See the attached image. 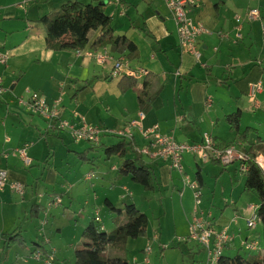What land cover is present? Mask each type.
Returning <instances> with one entry per match:
<instances>
[{"label": "crops", "instance_id": "obj_1", "mask_svg": "<svg viewBox=\"0 0 264 264\" xmlns=\"http://www.w3.org/2000/svg\"><path fill=\"white\" fill-rule=\"evenodd\" d=\"M74 1L76 0H0V49L10 55L8 66H0L5 89L0 94V152L9 154L7 160L0 161V168L7 170L12 181L26 184L24 195H17L9 189L0 192V250H3L2 235L17 232L18 225L22 227L23 214L27 215L24 217L29 230H33L37 227V222L38 225L41 223L39 212L47 210L50 202L59 196L63 204L64 194H70L72 205L73 194H78L83 199L84 204L78 206L84 208L81 215L83 212L88 213L85 217L87 226L96 223L95 219L99 216L101 222L98 225L106 233H111L118 225L126 222L124 211L119 217L115 216L105 202L108 200L123 210L118 206V199H125V192L132 190L136 184L124 179L121 182L123 193L119 196L115 183L108 181L102 172L99 176L93 167V150L117 144L118 142H111L113 136L102 138L100 144L95 146L76 142L67 131H52L49 123L33 113L27 105L31 93H38L49 103L62 99L60 117L63 119L72 120V114L78 112L88 122L114 131L126 129L129 122L140 119L142 110L138 94L132 90L123 94L119 88L122 78L112 76L116 60L125 56L112 53L109 46L93 50L91 44L78 52H55L47 49L46 34L39 20ZM80 1L89 3L91 0ZM142 1L145 5L153 2ZM103 3L119 8L120 17L124 12L127 16L130 13L133 16L137 12L138 18L131 16L126 21L122 20L120 27L115 12L107 13L113 17L115 34L126 35L138 45L137 60L129 61L125 57L132 69H147L164 88L153 102L150 112L145 113L142 121L144 128L158 125L162 134L172 135L178 142L188 144L201 143L203 136L209 134L222 148L240 145L243 150L257 144L260 139L264 141V129L245 122L246 114L256 111L253 110L249 97L253 85L262 83L257 100L264 104V52L253 54L259 34L264 36V0H202L196 17L212 34L200 39L202 58L199 62L193 55L182 52L179 43H176V49L172 46L171 40L175 33L176 39L178 38L176 23L164 2L167 17L160 11L154 14L145 6L143 8L146 13H140L141 4L133 1L104 0ZM254 8L261 11L263 21L248 20V13ZM170 22L172 23L169 24ZM157 54H164V58ZM168 73H173L172 82ZM85 85L87 87L79 92L78 89ZM209 100L211 104H208ZM237 111L242 114L240 133L247 128L253 129L246 144L239 140L226 122V117ZM135 133L142 146L144 143L138 131ZM24 147H27V153L33 161L29 167H34L31 171L22 168L17 155V150ZM130 158H133V154ZM113 159L115 158H109L107 162ZM143 159L146 164L153 166L160 179L158 190L148 193H161L163 187L170 191L164 211H159L154 216L159 219L158 225L154 227L152 216L143 212L136 200L129 202L134 203L149 220L147 236L139 238L145 242L140 251L147 257L152 253L153 244L163 252L171 247L175 248V245L184 244L181 239L189 234L196 204L194 191L182 184L181 177L171 169L169 163H154L147 157ZM118 160L112 167L117 172L120 165ZM43 164L45 165L41 166ZM76 166L78 169H74ZM76 170H83L82 176L94 173L95 178L88 181L90 184L87 187L75 181L65 186L67 171ZM197 171L202 172L199 165ZM119 178L115 177L120 182ZM128 194L132 196V192ZM252 205L254 204L249 206V216L246 209L241 211L247 217V229L246 226H240V216H233L231 211L226 210L215 217L208 207H201L206 214H212L216 229H227L234 237L223 252L225 257L232 258L237 254L249 259L256 255L264 256V230L259 229V225L255 229L248 227ZM26 208H31V218H36L35 220H28ZM29 230L24 229L26 235H29ZM41 233L38 229L37 235ZM82 233L72 243L73 252L81 241L78 242V239L82 238ZM121 239L108 248L109 253H118L117 244ZM251 242L258 246L255 252L245 248V243ZM35 243L39 245L42 242ZM57 249L52 240L49 245H45V250L53 261L68 264L67 258L58 256L63 252L62 248ZM73 252L69 255L70 264H75ZM187 252L201 256L204 250L196 243L189 242L185 244L182 255ZM206 255L204 261L208 264ZM23 262L27 260L24 259Z\"/></svg>", "mask_w": 264, "mask_h": 264}, {"label": "rangeland", "instance_id": "obj_2", "mask_svg": "<svg viewBox=\"0 0 264 264\" xmlns=\"http://www.w3.org/2000/svg\"><path fill=\"white\" fill-rule=\"evenodd\" d=\"M127 1H133L141 4V8L139 10L140 13H146L143 6L148 7L149 10L152 11V13L157 14L159 11L162 13L164 17H167V12L165 10V5L161 0H153L150 4H146L142 0H127ZM105 11L106 13H112L115 12L117 17V22H119V27L121 26L120 23L122 20L129 19L132 15L130 13V16L126 15V13H123V16L120 17V9H116L115 7H111L110 4H105ZM121 8V7H120ZM126 11V10H125ZM107 13V14H108ZM133 18H138L137 12L132 16ZM141 17V15H140ZM170 22L169 24H171ZM178 37V36H177ZM258 42L256 48L253 50V54L256 55L259 53L264 52V36L260 33L258 36ZM178 39V38H177ZM176 39V33L175 37L172 38L171 44L176 49V43H179V40L177 42ZM264 54V53H263ZM161 58H164V54H157ZM264 57V56H263ZM258 62V61H257ZM262 62V61H259ZM259 68L260 65L256 64ZM155 70V68H153ZM262 69V68H261ZM169 78H173V73H168ZM144 76L139 75L137 77V81L139 83L143 82ZM263 85H264V78ZM172 82V79H171ZM251 100V99H250ZM253 108V107H252ZM254 110V109H253ZM8 112V111H7ZM247 124H256L258 128L264 129V107L257 109L256 111L248 112L246 114V121ZM128 125V124H127ZM127 127V126H126ZM124 130V129H120ZM206 135V134H205ZM204 135V136H205ZM203 136V137H204ZM55 139V138H52ZM111 142H119L118 137H111ZM18 151V150H17ZM94 161L95 166L94 169H96L99 173V176L102 172L105 178L110 181L114 182L117 186V193L120 196L122 192V181L124 179H127L128 183H133L130 178L121 176L117 171L112 170V167L114 166L116 160H118V157H112L115 158L112 161L107 162V158H105V149L104 147L96 148L93 150ZM132 151H130L129 155ZM52 153V152H51ZM18 155V153H17ZM19 157V155H18ZM20 159V157H19ZM21 160V159H20ZM120 161V160H118ZM22 162V160H21ZM22 168L27 169L29 171L33 170L32 168H25L26 166L21 163ZM45 163V162H44ZM121 163V161H120ZM184 171L187 174V176L190 177L191 180L196 179V173H197V166L199 165L202 168V177L204 180V187H203V193H202V208L208 207L210 211H212L213 215L215 217H219L224 211H231L232 215H238L240 216V226H246L247 229V217L245 214L243 215L241 213L242 210H245L249 212L248 216L250 215L249 206L251 204H254L255 206L260 205V200L258 196L255 193H249L245 192L243 187L246 180L245 172L241 170V163L235 162L228 166H224L222 164L218 165L216 163L210 162H204L202 159L195 158L193 155H186L185 156V162H184ZM45 164L41 165L44 166ZM87 165H90L87 163ZM25 166V167H24ZM98 166V168L96 167ZM29 168V169H28ZM41 168V167H40ZM78 169V167H74V169ZM39 169V168H38ZM42 169V168H41ZM25 171V170H22ZM83 170H76V171H67V182H65V186H68L69 184L74 183H80L84 186H89V182L85 180V175L82 176ZM223 172V173H222ZM65 174V171L63 172ZM178 174V173H177ZM181 177L180 174H178ZM120 177L119 180H116L115 177ZM160 180V179H159ZM63 181V179H62ZM79 181V182H78ZM182 182V181H181ZM63 183V182H62ZM183 184V182H182ZM82 187V185H81ZM169 188L163 187L161 190V193L151 194L144 190V188L140 185L134 186L132 190H129L128 192H132V196H129L128 192H125V199H118V206L123 208L122 212L123 215L126 214L124 208L127 203L132 202L133 200H136L139 204V208L143 212H147L150 216H152V226H157V222L159 219H155L154 216L160 212L164 211V208L166 206V198L169 196L170 191H168ZM167 190V191H166ZM202 190V188H201ZM70 196V194H69ZM67 194L63 195V204H58L56 206H50L47 210H42L39 212V220L40 225L35 227L33 230H29V225H27V220L24 216H27L25 214L22 215V227L21 225H18V231L17 234H20V236L17 237V241L14 242V245L11 247L10 250L4 251L0 250V263L3 264H46V261H36L35 260V254L38 251H42L44 255H50L45 250V245H49V241L52 240L55 245H57L58 249L62 248V253H59V257H65L67 258L68 264H70V257L71 252H73L72 243L75 242L76 237L78 234L84 231V229L87 227L86 225V219L85 217L88 216V213L83 212L81 215V212L83 211V206L79 208V204H84L83 199L78 194H73V205L70 203V197ZM60 197V196H59ZM134 199H133V198ZM175 197V195H174ZM237 203L235 204L234 202ZM158 209V211H156ZM231 209V210H230ZM28 212V220L36 218H31V208H26ZM240 210V212L238 211ZM162 214V213H161ZM30 215V216H29ZM115 216H120V213H115ZM252 216V215H251ZM99 224L98 222H96ZM1 225V224H0ZM259 229H263L262 224L259 222ZM27 228L29 231V235H26L24 232V229ZM40 229L42 232L41 234L37 235V231ZM22 231V233H21ZM23 234V235H21ZM81 240V237H79L78 242ZM2 242V241H1ZM34 242H39L41 244H34ZM3 243V242H2ZM80 243V242H79ZM77 243V244H79ZM184 244H180V246L175 245V248H169L166 252L161 251V248L157 246L156 244H153L152 253L148 255L147 257H144V253H142L140 250L144 247L145 242L142 239H129V238H122L120 242H118L117 247L119 248L118 253H115L116 256H122L125 257L130 264H206V261H204L205 255L207 252H202L203 254L199 256V254H190L189 252L185 253L184 256L182 255V251L185 249V242H182ZM1 246V245H0ZM255 252V251H254ZM264 254V251L262 252ZM64 254V255H63ZM74 258L75 253L73 252ZM51 256V255H50ZM258 255H256L257 257ZM207 257V255H206ZM64 258V259H65ZM27 260V262H23V260ZM146 259L149 260V263H145ZM54 260V259H53ZM51 264H62L58 260L53 261Z\"/></svg>", "mask_w": 264, "mask_h": 264}, {"label": "trees", "instance_id": "obj_3", "mask_svg": "<svg viewBox=\"0 0 264 264\" xmlns=\"http://www.w3.org/2000/svg\"><path fill=\"white\" fill-rule=\"evenodd\" d=\"M103 1L91 0L89 3H84L76 0L42 17L39 23L43 26L46 34L47 49L55 52H78L90 44L93 50L109 46L112 53L123 55L129 61L137 60L139 58L137 43L126 35L115 34L113 17L106 13ZM96 34L98 35L93 40ZM86 87L87 85L82 86L78 91H83ZM119 88L123 94L130 90L135 91L138 94L140 109L144 113L150 112L153 102L164 89L154 74L150 72L142 83L133 77L124 75L119 82ZM241 120L240 111L226 117L230 130L237 134L243 144H246L253 129L247 128L240 133ZM119 139L117 144L105 149L106 158L118 157L121 161L118 173L121 176L129 177L133 183L142 186L146 192L158 190L159 179L153 166L146 164L143 156L134 149L131 142ZM130 151H132L133 158H130ZM243 151L249 157L248 161L241 163V165L249 167L245 173L244 190L258 196L260 205L257 207V215L264 230V173L256 163L258 157L264 156V141L260 139L257 144L250 145ZM212 162L220 165L215 160ZM195 181L201 189L203 187L201 171H197ZM105 204L110 212L122 214V209L115 207L110 201L106 200ZM124 210L126 222L118 225L111 233H106L97 223H91L85 228L80 243L75 246V264H130L125 257L109 253L108 248L115 244L119 238L135 240L146 237L149 220L147 215L141 212L134 203H127ZM95 221L101 222L97 218ZM18 236L20 234L17 232L2 235L3 250H10ZM217 264H264V256L249 259L240 254L232 258L222 255Z\"/></svg>", "mask_w": 264, "mask_h": 264}, {"label": "built area", "instance_id": "obj_4", "mask_svg": "<svg viewBox=\"0 0 264 264\" xmlns=\"http://www.w3.org/2000/svg\"><path fill=\"white\" fill-rule=\"evenodd\" d=\"M168 8L171 17L176 23L177 35L179 40V48L182 52L191 54L199 62L202 58V48L200 39L204 35L212 34L201 20L196 15L198 9L202 5V0H162ZM249 21H263L261 11L254 8L248 13ZM10 55L0 49V66L7 67L9 64ZM149 71L145 68L132 69L125 57H120L116 60L112 72L114 78H122L124 75L137 79L139 75L147 77ZM262 89V83L255 84L251 87L249 97L253 104V109L257 110L264 107V104L257 100V95ZM5 91L4 78L0 75V94ZM211 104V100L208 101ZM29 109L37 115L44 118L49 123V128L52 131H67L74 141L84 142L93 146L99 145L102 138L106 136H115L125 139L132 143L134 149L143 157L149 158L150 161L156 163H169L171 169L182 176L184 186L191 188L195 195L196 211L190 225L189 234L181 239V242L196 243L207 252L208 264H217L224 250L230 245L234 237L228 233L227 229H216L212 219V214H206L202 207V191L195 180H191L184 171V157L188 154L196 155L204 162L215 160L224 166H228L235 162H246L249 160L247 154L242 150L240 145H230L228 147H219L214 141V138L206 134L201 143L188 144L178 142L172 135H164L160 132L158 125L151 128H144L142 121L145 119V113L141 112L139 120L128 123L124 130H110L87 121L86 117L78 112L72 114V120L63 119L60 117L62 110V99H57L53 103H49L42 98L38 93H31L28 103ZM138 131L140 139L143 141L141 146L136 136ZM20 159L26 167L33 164L32 159L27 153V147L17 151ZM9 158L7 152H0V161ZM256 163L261 167L264 173V156L256 159ZM241 170L247 172L248 166L241 165ZM95 178L94 173H89L85 176L86 181H91ZM9 189L17 195H24L26 184L19 181H12L7 170L0 168V192ZM62 203L61 198H56L50 202V206H56ZM252 216L248 220V227L255 229L259 219L257 215V207L252 205ZM99 219V216L97 217ZM245 248L254 251L258 248L255 242L245 243ZM147 251H150L148 249ZM35 260L46 261V264H51L53 258L50 255H44L42 251L35 254ZM146 263L149 260L146 259Z\"/></svg>", "mask_w": 264, "mask_h": 264}]
</instances>
